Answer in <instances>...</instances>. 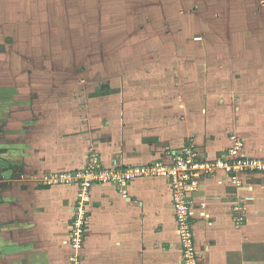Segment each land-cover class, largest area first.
<instances>
[{
    "label": "crops",
    "instance_id": "obj_1",
    "mask_svg": "<svg viewBox=\"0 0 264 264\" xmlns=\"http://www.w3.org/2000/svg\"><path fill=\"white\" fill-rule=\"evenodd\" d=\"M253 38L235 42L244 43L245 50L219 52L226 55L218 76L208 65L197 67L211 74L200 104L185 93L141 105L129 99L123 112L118 104L113 108L116 121L110 115L96 123L89 119L78 144L71 134L60 140L37 132L43 117L35 118L31 100L25 115L16 112L13 101L0 100V264H70L78 190L46 188L33 176L84 167L92 147L107 166L149 164L191 140L202 156L213 159L236 134L244 138L248 155L264 158V47L258 38L252 46ZM155 70L160 76L161 68ZM243 181L244 187L234 188L208 179L191 194L201 264H264V176ZM126 189L127 197L114 185L91 191L82 264H181L168 179H139Z\"/></svg>",
    "mask_w": 264,
    "mask_h": 264
},
{
    "label": "rangeland",
    "instance_id": "obj_2",
    "mask_svg": "<svg viewBox=\"0 0 264 264\" xmlns=\"http://www.w3.org/2000/svg\"><path fill=\"white\" fill-rule=\"evenodd\" d=\"M250 36L264 47V0H0V100L22 115L31 100L37 132L78 144L89 119L116 121L129 99L200 104L219 52Z\"/></svg>",
    "mask_w": 264,
    "mask_h": 264
},
{
    "label": "built area",
    "instance_id": "obj_3",
    "mask_svg": "<svg viewBox=\"0 0 264 264\" xmlns=\"http://www.w3.org/2000/svg\"><path fill=\"white\" fill-rule=\"evenodd\" d=\"M231 146L218 157L202 156L195 142L189 141L181 150H170L167 157L145 165L114 164L107 166L100 155L91 149L84 167L33 176L38 185L46 188L74 187L78 190L72 210L68 246L73 251L70 264H82L89 220L92 216L91 191L95 186L114 185L124 197L133 182L145 178H166L172 193V205L182 252L181 264H201L191 194L205 186L208 179L218 184L241 188L245 176H264V158L248 155L244 138L233 134ZM245 211V208H241ZM242 217L240 220H243Z\"/></svg>",
    "mask_w": 264,
    "mask_h": 264
}]
</instances>
